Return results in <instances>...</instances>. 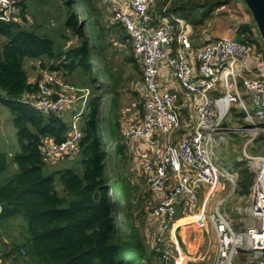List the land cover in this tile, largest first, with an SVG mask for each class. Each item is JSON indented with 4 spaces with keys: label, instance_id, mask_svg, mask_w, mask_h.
Here are the masks:
<instances>
[{
    "label": "trees",
    "instance_id": "1",
    "mask_svg": "<svg viewBox=\"0 0 264 264\" xmlns=\"http://www.w3.org/2000/svg\"><path fill=\"white\" fill-rule=\"evenodd\" d=\"M26 1L20 0L21 22H0V105L8 110L20 145V151L12 156L16 172L10 179L3 177L8 163L4 153H0V222H11L21 216L26 224V233L17 243L8 246L4 259L10 264H159L142 231L149 207H145L140 229L133 216L142 209L131 199L137 189L132 191L121 173L111 176L100 133L106 99L114 159L125 155L127 144L119 133L120 101L128 80L112 66V60L115 43L126 45L131 51L129 36L120 24L110 23L104 17L97 6L99 0H59L65 17L64 30L56 33L62 48L56 49L46 34L40 36L30 29L39 26L30 25L26 20ZM224 3L225 0H172L168 4L159 1L150 8V25L157 26L167 13L182 19L187 27H196ZM78 9L85 14L84 19ZM237 38L261 44L248 24L239 25ZM28 61H37L39 71H55L64 82L89 91L81 115L78 151L63 158L78 157L80 174L71 168L43 171L50 167L40 151L43 140L64 142L69 123L58 114L42 113L14 100L35 96L38 92L41 74L29 80L25 70ZM126 61L136 71L140 68L131 54ZM134 91L136 95L138 90ZM230 115L232 121L246 125L240 108L231 106ZM251 145L252 156L263 155L264 134L258 135ZM234 168L238 173L236 194L247 197L254 173L243 158L235 161ZM56 176L62 195L55 188ZM150 201L153 205L152 198ZM118 216L122 218V226ZM136 216L140 217L138 213Z\"/></svg>",
    "mask_w": 264,
    "mask_h": 264
},
{
    "label": "built area",
    "instance_id": "2",
    "mask_svg": "<svg viewBox=\"0 0 264 264\" xmlns=\"http://www.w3.org/2000/svg\"><path fill=\"white\" fill-rule=\"evenodd\" d=\"M159 1L172 0H119L112 14L129 36L132 59L142 71L137 89L142 115L120 127L126 142L141 143L145 149L142 170L154 201L146 210V243L159 264H186L173 227L179 206L191 214L199 189L211 193L229 188L232 193L237 186L238 173L216 163L218 148L236 132L224 124L231 105L239 106L252 133L246 145L264 134V49L256 41L238 39L239 26L229 29L230 35L203 34V44L194 46L183 22L170 14L157 26L150 25V8ZM22 13L20 0H0V22H21ZM239 82L249 106L238 91ZM218 89L221 93L214 96ZM88 96V89L64 82L55 71H43L35 96L14 99L67 119L64 142L43 140L40 151L46 163L77 153ZM248 166L254 178L247 198L256 223L236 231L223 212L212 211L211 264H234L242 253L249 256L247 264H264V154L249 158Z\"/></svg>",
    "mask_w": 264,
    "mask_h": 264
},
{
    "label": "rangeland",
    "instance_id": "3",
    "mask_svg": "<svg viewBox=\"0 0 264 264\" xmlns=\"http://www.w3.org/2000/svg\"><path fill=\"white\" fill-rule=\"evenodd\" d=\"M74 2V1H73ZM59 0H27L26 13L27 20L31 23L30 25H37L38 28H30L34 30L37 35L46 34L53 42L56 49L62 48L61 39L56 34L64 30L63 19L65 17V12L63 5L60 4ZM77 5V2H75ZM98 8L103 11L112 10L114 11V6L110 4L107 0H99L97 4ZM79 15L84 19L85 14L78 9ZM177 18V17H175ZM183 22L184 27L187 29L190 34L191 39L194 43H197L202 35L208 36L214 34L215 36L219 33L224 32L227 29H235L241 24H248L253 31L254 36H256L260 43V37L256 30L255 25L251 21V16L247 11L242 0H225V3L212 12L209 16L204 18V21L201 24H198L196 27L192 26L187 27L185 22ZM229 26H228V25ZM228 26V27H227ZM196 28V29H195ZM89 29V28H88ZM46 32V33H45ZM262 45V43H261ZM115 54L112 60V66L116 70H120L122 73V78L128 80V85L121 97L120 110H125V112L120 113L121 127H125L131 120V118H140L142 111L139 107L140 94L136 92L135 89H138V86L133 89L131 82L138 80V72L132 66L131 62H127L126 59L130 56L131 51L126 47V45L117 46L114 44ZM262 48L264 49L263 45ZM39 63L37 61H28L25 65V70L29 75V80L33 81L37 78L38 75H43L42 71H39ZM238 91L242 98L245 101V105L249 106L250 102L247 96L245 95L244 89L241 86L240 82L238 85ZM221 93V90L218 89L214 96L217 93ZM104 109L102 113V119L100 121V133L102 141L104 142L105 148L107 150V162L109 165L110 174L112 177H116L117 174L121 173L125 179L129 181L133 189H137V193L132 195L131 199L133 203L137 204L139 209H142V212L136 211L133 216L134 223L141 229L142 223L144 221L145 207L152 206L149 204L150 193L147 191L146 187V178L142 170V159L143 154L145 153L144 145L141 143L133 142L128 143L124 139V143H127V149H125V155L119 158L114 159V141L111 137L110 129L108 127V121L106 118L107 114V101L104 99L103 102ZM193 104H191V107ZM234 108L239 109L238 105H231ZM187 113V112H184ZM191 116L193 117V108L191 110ZM184 119H188L187 114L183 116ZM230 122L229 124L226 123ZM224 122L226 126H230L236 132H234L237 138L231 136L232 133L228 134L225 138V142L218 148L216 152V163L218 167L225 169L228 172H236L234 168L235 161H240L241 158L249 163V158L253 157L250 152L251 144H247L251 138V131H248L247 124L240 125L237 121L231 120V115L228 113L227 119ZM244 121V120H243ZM245 122V121H244ZM243 122V123H244ZM246 123V122H245ZM180 132V130L178 131ZM122 134V132H119ZM20 151V145L16 138L15 129L13 128L10 120V114L8 110L0 105V153H4L8 163V168L4 172L3 177L10 179L16 172V166L12 162V156ZM72 158L71 161H69ZM69 159L58 160L54 163L49 162L50 167L46 170L51 169H60V168H71L75 174H80L82 169L79 163L78 157H71ZM56 191L62 195L63 190L62 186L58 182V177L56 176L55 181ZM117 191L115 190V193ZM118 194V192H117ZM219 202V203H218ZM123 204V201H121ZM218 205V206H217ZM249 201L247 197L238 196L236 191L230 192V189L223 192H208V189H199L196 193V209L191 214L182 213V208L176 211L175 218L188 217L187 219L181 220L179 223L183 224V227H189L188 232L195 233L194 228L201 233L203 237V243L197 253L198 261L196 264H211L213 258V232L211 226L208 222V217L212 211L218 209L220 212H223L232 228L236 231H244L249 226L256 223L255 218L251 215L249 211ZM140 217L136 216V214ZM191 216V217H190ZM190 217V218H189ZM118 223L122 226V218L118 216ZM194 226V227H192ZM182 227V229H183ZM237 228V229H235ZM144 235L148 236L150 230L143 228ZM26 233V224L21 220V216H18L16 219L11 222L2 221L0 222V264H10L9 260H5L3 257L4 252L8 250V246L13 243H17ZM176 236H179V232H175ZM193 235H191V241L193 240ZM179 242V239H178ZM185 253V252H184ZM186 258L190 257L185 253ZM249 256L246 254H241L235 258L234 264H247ZM143 263L145 261H142ZM194 263L193 260L186 259V264Z\"/></svg>",
    "mask_w": 264,
    "mask_h": 264
},
{
    "label": "crops",
    "instance_id": "4",
    "mask_svg": "<svg viewBox=\"0 0 264 264\" xmlns=\"http://www.w3.org/2000/svg\"><path fill=\"white\" fill-rule=\"evenodd\" d=\"M110 2V4L112 6H114V9L116 8L117 4L119 3V0H107ZM26 10V9H25ZM104 17L110 22V23H114V21L112 20V14L114 13L112 10H106L102 12ZM27 14V13H26ZM228 25V24H227ZM229 26V25H228ZM227 26V27H228ZM230 31L229 29L225 30L224 32H221L219 33V35L217 36H223V35H230ZM68 44V43H67ZM192 44L194 46H201L203 44V37H201V39L197 42V43H194V41L192 40ZM115 45L117 46H121L119 45L118 43H115ZM67 46V45H66ZM131 52H132V45H131ZM132 64V63H131ZM133 66V65H132ZM138 67V66H137ZM139 68V67H138ZM138 73H139V78L142 77V71H141V68L137 69ZM140 71V72H139ZM139 80V79H138ZM138 80H135L133 82H131V86H135L137 87V85H139L141 83V81H138ZM150 197L152 198V194L150 193ZM191 217V216H190ZM189 217V218H190ZM188 217H185L184 219H187ZM182 218H175V223H174V228H175V232H179V236L177 235V239H179V243L180 245L182 246V249L183 251L190 257H187V258H191V260L194 261V263H197L198 261V252H199V249L203 243V237L201 236V233L199 231H197L196 229H199V228H194V232L195 233H187L189 230L188 228L189 227H183V222L182 223H179L181 220H184ZM183 227V229H182ZM194 227V226H192ZM193 235V240L191 241V235Z\"/></svg>",
    "mask_w": 264,
    "mask_h": 264
},
{
    "label": "water",
    "instance_id": "5",
    "mask_svg": "<svg viewBox=\"0 0 264 264\" xmlns=\"http://www.w3.org/2000/svg\"><path fill=\"white\" fill-rule=\"evenodd\" d=\"M264 47V0H242Z\"/></svg>",
    "mask_w": 264,
    "mask_h": 264
}]
</instances>
